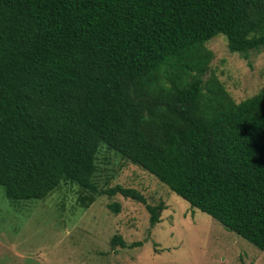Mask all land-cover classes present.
<instances>
[{
	"label": "trees",
	"instance_id": "trees-1",
	"mask_svg": "<svg viewBox=\"0 0 264 264\" xmlns=\"http://www.w3.org/2000/svg\"><path fill=\"white\" fill-rule=\"evenodd\" d=\"M218 34L245 58L264 51V0H0L6 198L44 199L71 183L89 192L83 207L121 194L155 225L164 204L121 184L98 189L103 143L264 250V84L235 102L205 78V43Z\"/></svg>",
	"mask_w": 264,
	"mask_h": 264
},
{
	"label": "rangeland",
	"instance_id": "rangeland-1",
	"mask_svg": "<svg viewBox=\"0 0 264 264\" xmlns=\"http://www.w3.org/2000/svg\"><path fill=\"white\" fill-rule=\"evenodd\" d=\"M205 46L213 53L205 75H215L239 102L264 84V51L249 57L230 52L223 34ZM95 183L116 184L142 193L151 205H165L159 222L150 224L143 203L121 194H93L76 184H62L44 199L9 200L0 186V264H264V250L226 229L210 215L171 191L141 167L101 143L95 154ZM117 202L120 211L108 204ZM120 235L127 244L111 245Z\"/></svg>",
	"mask_w": 264,
	"mask_h": 264
}]
</instances>
